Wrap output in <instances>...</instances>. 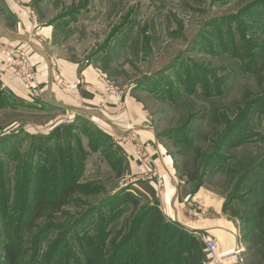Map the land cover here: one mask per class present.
Returning a JSON list of instances; mask_svg holds the SVG:
<instances>
[{
	"label": "rangeland",
	"instance_id": "374dc122",
	"mask_svg": "<svg viewBox=\"0 0 264 264\" xmlns=\"http://www.w3.org/2000/svg\"><path fill=\"white\" fill-rule=\"evenodd\" d=\"M27 6L33 27L29 35L47 54L52 80L65 89L74 85L80 92L107 97L112 88L119 98L107 106L115 112L124 110V104L127 109L128 100L140 104L146 125L172 161L180 193L188 197L172 200L175 217L163 202L164 183L146 145L87 115H75V130L66 142L41 143V152L31 160L30 179L32 189L46 182L51 191L56 185L53 166L60 164L59 185L78 188L57 223L78 222L64 236L35 231L36 238L24 245L25 264H31L38 241L41 264H84L103 240L104 264H109L116 254L110 241L117 244L133 236L136 219L151 203L135 197L138 181L152 186L155 204L170 223L183 229L176 223L180 213L232 231L243 245V263L264 264V0H28ZM4 10L0 1V12L6 14ZM12 48L14 69L23 57L31 62L26 43H12ZM3 57L0 51V62ZM61 66L74 69L75 81L63 79ZM1 97L0 163L13 189L15 178L24 175L18 170L29 160L32 139L56 122L51 107L43 113L35 106L11 110L4 103L16 106L15 98L5 92ZM237 139L243 144L234 147ZM4 218L0 214V264ZM185 231L202 243L207 237ZM211 235L230 240L221 232ZM177 240L175 234L170 251ZM136 248L133 239L117 252L120 264H134Z\"/></svg>",
	"mask_w": 264,
	"mask_h": 264
},
{
	"label": "trees",
	"instance_id": "16d2710c",
	"mask_svg": "<svg viewBox=\"0 0 264 264\" xmlns=\"http://www.w3.org/2000/svg\"><path fill=\"white\" fill-rule=\"evenodd\" d=\"M1 96L2 93H0V102L3 100ZM74 126V121L63 122L54 126L47 133L32 139L26 156L29 158L28 162L26 164L21 163V166L18 165V172L23 170L24 175L22 174L23 177L18 175L15 178L13 189H11L4 178V163H0V214L5 217L3 223H1L3 227L1 235L5 233V241L2 248L4 264H25L24 245L36 238L35 231L40 235L43 231L52 230L51 232H62L64 236L70 231L68 227L74 228L77 224L78 221L68 226H63V222L57 223L59 214L64 213L67 200L76 193L77 189L75 188H78L77 184L74 186L59 185L58 173L60 164L53 166L55 168L53 183L56 185H52L51 191L47 190L46 182L35 185L32 189L30 179L31 160L37 152H41V143L66 142V139L72 136L75 130ZM228 134L226 136L230 135ZM242 144L243 142L237 139L233 146L237 147ZM18 172L17 174H19ZM189 178V180L193 181L194 177L190 176ZM39 179H42V176ZM137 184L139 187L136 189L135 197L151 200V203L145 214L141 218L136 219L139 221H137L136 227L133 229V236L121 241L122 243L116 244L115 240L110 241V244L112 242L110 251L113 250L116 254L111 255L109 264H120L119 258L121 255L117 254V252L128 246V243L133 239H135L137 245V251L134 253L133 259L134 264H205L203 243L192 234L178 228L164 218L159 207L155 204V191L148 182L138 181ZM11 193L13 194L12 198L15 200V205L12 208L13 212L9 214L7 209ZM109 199L106 200L107 203L111 200ZM43 226L44 228L40 229ZM176 227L180 230L178 231ZM38 229L40 230L38 231ZM175 234H178L177 247L170 251V240ZM64 240L65 238L63 237L57 246L62 247ZM106 243L105 240L100 242L94 256H85L84 264H104ZM36 246L37 248L33 250L34 255L31 264L42 263L39 258V241Z\"/></svg>",
	"mask_w": 264,
	"mask_h": 264
},
{
	"label": "crops",
	"instance_id": "0c3cea01",
	"mask_svg": "<svg viewBox=\"0 0 264 264\" xmlns=\"http://www.w3.org/2000/svg\"><path fill=\"white\" fill-rule=\"evenodd\" d=\"M0 1L4 6V11L6 13L4 14L0 12V41L8 44L26 43L30 46L32 51L30 60L36 68L37 78L39 80L37 95L31 97L29 90L19 78L15 76L14 70L7 68L0 76V93L3 95V92H5L10 96H13L17 102L16 106L13 104V101H11L8 106L4 103V106L7 108L9 107L11 110L17 108L32 109L35 106L34 109L42 113L43 111L45 112L47 108L51 107L53 108L51 113L54 114L56 122L54 125L65 122V118L66 121L67 118H71L69 120L71 121L72 118L78 114L87 115L91 117L92 120H95L102 125L104 124L107 128L123 135L124 138L129 135L128 139L131 140V137L136 136L141 140L140 142L146 145V150L154 163V170L159 179H162V184L164 183L163 202L168 205V208L173 211V215L176 217V212L172 207V200L174 201L177 197H180V195V198L186 199L188 195L185 194L182 196L180 193V189L177 187L179 181L173 169L172 161L165 152L162 144L157 139L153 128L146 125L147 121L145 120V115L142 113V106L134 100H128L126 103L127 109L124 104V110H116L115 112L114 108L107 106L114 104L116 101L115 98L107 97L103 94L102 96L95 95L86 89H83V91L80 92L78 89H74V85H68L69 88L65 89L60 82L53 81L50 75V73H52V65L50 66L47 54L42 53L44 51L39 49L38 45H34L35 43L32 41V36L30 37L29 35V28L33 27L31 26L30 13L28 12V0ZM19 30L22 32L17 33L16 31ZM38 34L39 33H37V35ZM2 60H6V57H3ZM61 67L62 73L60 72V75L63 79L68 83L75 81V75L73 74L74 69L72 67ZM90 80L93 82L94 79L91 78ZM101 92L102 91L100 90V93ZM0 104H2V102H0ZM57 113L59 114L57 115ZM62 113H66V115H63ZM60 115H62V117ZM104 116H107L109 120H106L105 122ZM134 130L137 131L135 132ZM128 146L131 148V145ZM129 153H131L130 155H132L133 160H136L132 151ZM178 214L180 215V218H177L178 220L176 223H178L184 230H196L199 231V233H207V237L211 236V238H213L222 249H229L232 247L243 248L239 237H237L234 232L224 229L219 230V228L214 229L211 227V224H209L210 222L208 223L206 220L200 218H193V220L191 217L188 218V216H185L184 214ZM166 220L169 221L168 219ZM216 231L224 233L225 237L227 235L230 236V240L228 241L227 237L226 239L224 237H219L218 239L212 237L213 235L211 234H215ZM225 240L228 241V243H226ZM220 241H224V244L220 243ZM240 259L243 263L241 256Z\"/></svg>",
	"mask_w": 264,
	"mask_h": 264
},
{
	"label": "built area",
	"instance_id": "2783aa9c",
	"mask_svg": "<svg viewBox=\"0 0 264 264\" xmlns=\"http://www.w3.org/2000/svg\"><path fill=\"white\" fill-rule=\"evenodd\" d=\"M0 51H3L7 56L6 60L0 62V76L7 68L13 69L15 76L18 77L29 90L30 96L35 97L37 95V85H35L36 74L28 57L22 58V61L18 64L19 68L16 70V68L14 69L11 65L12 58L9 57V55L13 53L12 44L7 45L6 43L0 42ZM108 91L112 97L119 98V93L117 91L112 88ZM140 170L144 172L143 167H141ZM203 242V253L206 260L205 264H241L240 256L243 253V248L237 247L234 250L222 249L215 240L208 237H206Z\"/></svg>",
	"mask_w": 264,
	"mask_h": 264
},
{
	"label": "bare ground",
	"instance_id": "6f19581e",
	"mask_svg": "<svg viewBox=\"0 0 264 264\" xmlns=\"http://www.w3.org/2000/svg\"><path fill=\"white\" fill-rule=\"evenodd\" d=\"M230 233H232V232H230ZM234 249H235V248H234V247H232V248H230V249H228V250H234ZM228 250H227V251H228Z\"/></svg>",
	"mask_w": 264,
	"mask_h": 264
},
{
	"label": "water",
	"instance_id": "95a60500",
	"mask_svg": "<svg viewBox=\"0 0 264 264\" xmlns=\"http://www.w3.org/2000/svg\"><path fill=\"white\" fill-rule=\"evenodd\" d=\"M240 263L243 264L241 260H240Z\"/></svg>",
	"mask_w": 264,
	"mask_h": 264
}]
</instances>
